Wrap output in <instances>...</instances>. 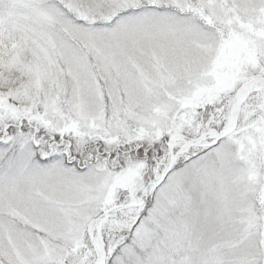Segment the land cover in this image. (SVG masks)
Listing matches in <instances>:
<instances>
[{"label":"snow or ice","instance_id":"obj_1","mask_svg":"<svg viewBox=\"0 0 264 264\" xmlns=\"http://www.w3.org/2000/svg\"><path fill=\"white\" fill-rule=\"evenodd\" d=\"M0 264H264V0H0Z\"/></svg>","mask_w":264,"mask_h":264}]
</instances>
